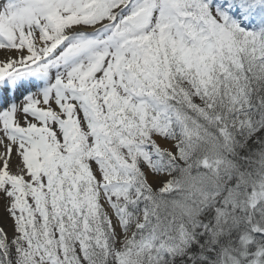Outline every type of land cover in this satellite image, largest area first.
<instances>
[{
  "label": "snow or ice",
  "instance_id": "snow-or-ice-1",
  "mask_svg": "<svg viewBox=\"0 0 264 264\" xmlns=\"http://www.w3.org/2000/svg\"><path fill=\"white\" fill-rule=\"evenodd\" d=\"M0 264H264V0H0Z\"/></svg>",
  "mask_w": 264,
  "mask_h": 264
}]
</instances>
